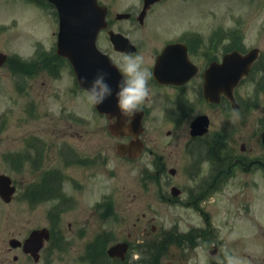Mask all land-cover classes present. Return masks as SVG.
Segmentation results:
<instances>
[{
  "label": "rangeland",
  "instance_id": "1",
  "mask_svg": "<svg viewBox=\"0 0 264 264\" xmlns=\"http://www.w3.org/2000/svg\"><path fill=\"white\" fill-rule=\"evenodd\" d=\"M168 1L170 3L162 6L163 9L159 7L147 13L145 30L133 33L151 37L153 45L156 40L158 42L182 31L192 30L208 35L212 25L223 34L232 22L236 24V21L251 19L259 5L260 25H264V0L255 4L246 0H184L179 4L178 0ZM175 6L178 8L171 10ZM127 9L126 4H119L110 11L109 20L114 29L131 31L135 23L115 18L117 13H124ZM57 31L58 21L50 5L33 0H0V52L9 58L8 64L0 67V173L13 177L20 187L24 181L27 183L34 177L30 166L27 169L25 166L17 168V151L28 153L27 149L31 155L32 149H42V159L47 160V166L51 151L54 153L53 149L60 148L64 143L65 147H72V151H79L78 154L74 152L73 178L71 186L67 185L65 189L69 198L62 204L63 216L56 219L57 227L51 245L42 253L37 264H101V261L103 264H120L106 257L105 250L117 238L125 237V231L129 227L132 229L136 218H140L136 226L137 235L131 241L128 253L132 256L126 264H135V260H141L140 264H199L202 248H197L195 241L186 244L194 238L186 235L185 226L165 243L163 229L167 218L163 217L160 193L157 191L151 197L142 188L147 154L134 162L115 156V144L119 141L106 132V120L94 113V107L87 102L85 93L76 89L68 63L53 56ZM23 62L31 64L20 66ZM51 85L53 96L46 97L47 88ZM34 98L37 106L31 102ZM34 107L39 109L40 114ZM77 118L83 120L78 121ZM97 150L105 153L102 165L93 171L95 164L89 166V173L81 176L89 162L88 156ZM6 152H9L10 162L4 160ZM27 163L24 162L25 165ZM233 192L239 190L233 188ZM18 197L9 205L0 204V214L8 212L7 221L1 219L0 225L6 222L9 230L21 221L16 220L23 207L18 203ZM226 200L233 198L228 194ZM102 201L105 206L101 210H106V214L113 217L100 223V226L85 225L87 220L93 222L91 213ZM54 203L37 204L30 208L31 212L24 206L21 217L25 229L30 228L28 223L33 217L36 220L34 226L44 225L46 219L43 212ZM215 205L219 210L222 204L215 202ZM148 207L152 208L156 217L154 231L149 227L143 229L145 221L141 216L143 211L147 213L145 208ZM32 211L35 213L32 214ZM172 214H180L178 217L184 219L185 225L196 220L195 214L187 209L175 207ZM223 217L222 212L218 213L214 221V241L218 243L219 251L228 249L232 254L246 258L249 264H264V237L260 232V225L264 228V199L260 200V216L258 204L254 201L247 205L243 214L236 211L230 219ZM68 223L72 224L71 229ZM144 231L151 235L144 236ZM119 233L122 234L118 236ZM96 237H99L94 240L97 245L95 248L93 244L88 245V249L86 244ZM158 246L160 249L156 248ZM202 250L209 253V247ZM136 253L140 254V259L134 258ZM99 254H103L102 259ZM97 257L100 260L96 261ZM210 259L209 255L207 264ZM24 263L36 264L30 261Z\"/></svg>",
  "mask_w": 264,
  "mask_h": 264
},
{
  "label": "flooded vegetation",
  "instance_id": "2",
  "mask_svg": "<svg viewBox=\"0 0 264 264\" xmlns=\"http://www.w3.org/2000/svg\"><path fill=\"white\" fill-rule=\"evenodd\" d=\"M178 1L177 4L184 0ZM98 2L108 11L119 4H126L131 12L144 9V0ZM257 2L258 0L251 1L254 4ZM167 3L170 1L159 0L150 6L148 12L159 7L161 10ZM177 8L178 6H175L171 10ZM255 11L257 13H254L251 19L239 20L236 24L232 22L223 34H217L216 26L212 25L208 35L192 30L182 31L176 36H167L158 42L156 40L155 45L151 37L131 35V32L127 35L136 48V52L132 54L142 55L146 66L152 72L165 47L179 45L176 52L166 58L165 69L168 73L186 76V81L178 84L161 82L153 76L149 81L150 102L140 110L143 112V132L140 138L148 158L145 166V188L147 187L151 197L157 191L160 193L159 198L164 207L163 217L166 213L167 218L163 229L166 242L170 234L179 232L185 226V233L194 238L198 243L195 245L197 248L207 245L217 251L210 264H219L223 259V252L219 251L218 243L214 241V221L218 213L222 212L224 217L230 219L236 211L243 214L247 205L255 201L260 216V200L264 199V25H260V5L256 6ZM133 22L136 23L135 17ZM145 25V20L141 25L132 24L133 32L145 29ZM98 47L117 66L122 61L121 54L125 52L116 51L106 35L99 38ZM253 50L251 57L254 60L247 75L233 89L221 90L218 95L217 90L213 89L211 94H205L204 74L210 66H220L228 54L240 56L234 65L242 66V58ZM230 66L232 67V63ZM219 70L218 68L220 74L224 72ZM52 87L53 85L47 88L46 97L53 96ZM31 102L34 106L35 98ZM34 110L40 114L39 109L34 107ZM102 118L106 119L104 116ZM197 118H202L199 129L206 130L192 134L191 125ZM77 120L80 121L81 118ZM115 120L114 118L112 121ZM130 121L128 119L125 124L128 125ZM114 139L119 143H127L131 137L120 136ZM53 150L48 166L47 160L42 159V149H32V154H35L31 159L29 157L32 154L29 155L27 149L28 153H25V150L17 151V168L25 166L27 169L30 166L34 178L27 183L24 181L18 187L11 177L15 195L9 202L0 197V204L9 205L19 196L18 203L23 206L17 215L16 220L21 221L19 224L16 222V227L9 230L6 222L0 225V264H25V261L37 264L35 248L42 237L39 236L38 242L31 245L26 243V240L32 232L41 229H47L51 238L57 227L56 219L63 216L62 204L69 198L65 189L67 185L71 186L73 178L74 152L78 154L79 151H72V147H65V143ZM104 154V151H92L81 176H86L89 166L94 164L95 169L92 168V171L99 169ZM4 160L10 162L9 152H6ZM24 162H28L27 165ZM233 188L239 192L234 193ZM228 194L233 200H226ZM51 201L55 203L43 212L46 223L34 226L36 220L33 217L32 222L28 223L30 228L25 229L21 217L24 206L31 212L30 208L37 204ZM215 202L222 204L219 210L216 209ZM175 207L192 211L196 216L195 223L185 225L184 219L178 217L181 213L172 214ZM101 208L92 211L93 222L87 220L85 225L100 226V223H104ZM145 210L147 213L143 211L141 216L145 221L143 229L147 230L149 227L152 231L155 215L152 208ZM33 213L35 212L32 211ZM7 218L8 212L0 214V220L7 221ZM139 221L140 218H136L132 223L133 230L129 227L124 233L125 237H119L117 241L127 239L130 247L132 239L137 235L136 226ZM68 228H72L71 223H68ZM260 228L264 236L262 225ZM144 234L148 235L146 232ZM81 236L84 238L82 233ZM92 241L93 238L89 243ZM48 243L49 241L39 249L40 258L42 253L46 252Z\"/></svg>",
  "mask_w": 264,
  "mask_h": 264
},
{
  "label": "water",
  "instance_id": "3",
  "mask_svg": "<svg viewBox=\"0 0 264 264\" xmlns=\"http://www.w3.org/2000/svg\"><path fill=\"white\" fill-rule=\"evenodd\" d=\"M51 3L57 10L59 17V31L57 35V54L67 58L72 65L74 72L77 76L80 86L87 87V85H81L80 81L83 78H87L90 82L96 75L97 71L103 70L107 73L108 83L113 89V95L109 97L103 104L97 106V110L100 113H106L108 116L117 115L121 116L116 108L115 92L116 85L120 81L115 77L116 72L113 69V65L107 60V58L101 54L96 48V38L98 32L106 27L105 15L106 12L103 8H100L96 0H46ZM154 0L147 1V6ZM144 13H142L140 18H143ZM112 42L115 44L119 43L122 39L120 35L110 33ZM5 60V55L0 54V65ZM226 62L228 59L224 60V64L221 68L225 69ZM225 71V70H224ZM232 75V74H231ZM227 82L230 83V72L225 74H218L215 72L207 75L205 91L210 93L214 85L223 83L225 77ZM114 77L115 80L111 82V78ZM239 78V75L233 74V82ZM141 117L138 116L133 122L134 127L138 129ZM198 126V123H195ZM132 148L133 146H129ZM138 149L136 145L134 149ZM118 151H127L126 146L118 147ZM7 180L0 179V195L5 200H9L12 194V190L7 188ZM8 196V197H7ZM34 239L30 241L33 243ZM121 247V246H120ZM117 247L110 250V253L115 254ZM125 250H121L124 253Z\"/></svg>",
  "mask_w": 264,
  "mask_h": 264
},
{
  "label": "clouds",
  "instance_id": "4",
  "mask_svg": "<svg viewBox=\"0 0 264 264\" xmlns=\"http://www.w3.org/2000/svg\"><path fill=\"white\" fill-rule=\"evenodd\" d=\"M122 61L118 64L121 80L116 85L115 100L116 108L121 117L133 118L143 105L150 102L151 92L149 81L153 79V72L146 66L145 58L139 54L122 53ZM83 87L87 102L97 107L103 104L113 95V89L108 83L107 73L103 70L97 71L96 75L89 82L87 78L80 81ZM128 132V128L122 129ZM207 247L203 245L202 249ZM201 249L199 264H207L210 253ZM135 259H140V254L134 255ZM219 264H249V261L238 255L232 254L228 249L223 252V259Z\"/></svg>",
  "mask_w": 264,
  "mask_h": 264
},
{
  "label": "trees",
  "instance_id": "5",
  "mask_svg": "<svg viewBox=\"0 0 264 264\" xmlns=\"http://www.w3.org/2000/svg\"><path fill=\"white\" fill-rule=\"evenodd\" d=\"M21 65H24V64H23V63H20V66H21ZM24 66H25V65H24Z\"/></svg>",
  "mask_w": 264,
  "mask_h": 264
}]
</instances>
